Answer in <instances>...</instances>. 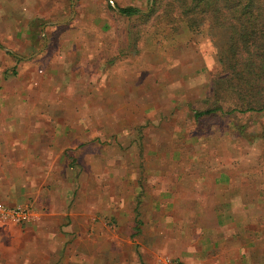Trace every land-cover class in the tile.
<instances>
[{
  "label": "rangeland",
  "instance_id": "obj_1",
  "mask_svg": "<svg viewBox=\"0 0 264 264\" xmlns=\"http://www.w3.org/2000/svg\"><path fill=\"white\" fill-rule=\"evenodd\" d=\"M166 2L143 20L113 6L147 13L150 0H55L31 31L65 23L51 29L45 56L18 64L12 87L30 81L31 99L57 118L48 131L65 126L75 138L69 164L77 178L82 168L89 179L99 172L97 190L73 191L89 217L66 222L68 264H184V252L209 261L218 200H232L233 239L248 240L250 263L264 261V111H240L222 92L221 112L196 117L216 106L227 34L208 25L190 31L163 14ZM3 37L11 39L0 29V73L12 62Z\"/></svg>",
  "mask_w": 264,
  "mask_h": 264
},
{
  "label": "crops",
  "instance_id": "obj_2",
  "mask_svg": "<svg viewBox=\"0 0 264 264\" xmlns=\"http://www.w3.org/2000/svg\"><path fill=\"white\" fill-rule=\"evenodd\" d=\"M54 8L55 0H0V29L11 37L2 39L11 44L14 51L3 49L12 62L6 63L7 67L0 73V206L24 207L33 214L32 219L23 224H0V264H68L70 252L65 242L70 231L66 222L70 217L81 218L84 213L86 220L89 217L88 210L79 208L81 202L72 198L73 191L99 188V172L89 179L87 169L82 168L77 178L69 164L77 147L73 142L75 138L71 132H66L65 126L63 132L57 124L53 132L48 131L47 122H55L57 118L49 117L47 110L51 107L31 99L34 89L30 81L27 86L12 87L23 67L18 64L45 56L52 43L48 36L51 29L62 28L65 23L47 22L40 26L41 33L33 32L34 22L39 25L42 14ZM58 66L64 68L65 64L60 63L55 69ZM47 72L52 74V67H48ZM8 73L12 78L8 79ZM79 123L85 126L87 138L88 120L82 118ZM100 153L97 150L96 156ZM75 169L80 171L79 167ZM94 201L86 199L83 204ZM218 203L223 207L214 211L209 229V261L205 260V254H199L200 261L192 262L191 254L184 252L183 263L264 264L263 260L250 263L248 240L234 241L232 200H218ZM27 254L29 256L25 257Z\"/></svg>",
  "mask_w": 264,
  "mask_h": 264
},
{
  "label": "trees",
  "instance_id": "obj_3",
  "mask_svg": "<svg viewBox=\"0 0 264 264\" xmlns=\"http://www.w3.org/2000/svg\"><path fill=\"white\" fill-rule=\"evenodd\" d=\"M160 2L154 0L147 13L127 6L118 8V14L144 20L157 11ZM165 8L164 15L175 13L190 31L208 25L227 34L225 51L219 58L224 76L213 83L216 106L196 113V117L221 112L222 92L242 108L240 111H264V0H167Z\"/></svg>",
  "mask_w": 264,
  "mask_h": 264
},
{
  "label": "built area",
  "instance_id": "obj_4",
  "mask_svg": "<svg viewBox=\"0 0 264 264\" xmlns=\"http://www.w3.org/2000/svg\"><path fill=\"white\" fill-rule=\"evenodd\" d=\"M32 217L33 214L28 208H6L0 206V224L19 225L29 222ZM162 264H167V262L164 260Z\"/></svg>",
  "mask_w": 264,
  "mask_h": 264
},
{
  "label": "water",
  "instance_id": "obj_5",
  "mask_svg": "<svg viewBox=\"0 0 264 264\" xmlns=\"http://www.w3.org/2000/svg\"><path fill=\"white\" fill-rule=\"evenodd\" d=\"M152 1L153 0H150V6H151V4H152ZM111 3V2H110ZM112 4V3H111ZM113 6V5H112ZM113 8H114V10L116 11V12H118V8H115L114 6H113Z\"/></svg>",
  "mask_w": 264,
  "mask_h": 264
}]
</instances>
